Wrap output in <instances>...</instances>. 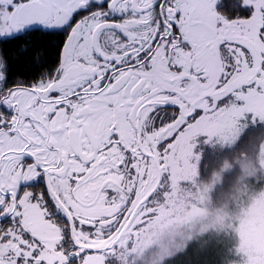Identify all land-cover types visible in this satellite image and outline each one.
I'll use <instances>...</instances> for the list:
<instances>
[{"label": "snow or ice", "instance_id": "obj_1", "mask_svg": "<svg viewBox=\"0 0 264 264\" xmlns=\"http://www.w3.org/2000/svg\"><path fill=\"white\" fill-rule=\"evenodd\" d=\"M222 4L0 0V43L59 37L51 67L0 49V264H107L194 142L264 124V0Z\"/></svg>", "mask_w": 264, "mask_h": 264}, {"label": "trees", "instance_id": "obj_2", "mask_svg": "<svg viewBox=\"0 0 264 264\" xmlns=\"http://www.w3.org/2000/svg\"><path fill=\"white\" fill-rule=\"evenodd\" d=\"M59 40L58 36H46L41 33L25 37L26 44L18 47L14 44L0 43V49H7L6 55L11 56L14 61L20 59L23 47L30 50L31 55L25 54L26 61L35 57L43 59L51 67L56 58L55 45ZM24 76L21 79L31 81L38 75L36 71H28V64L21 65ZM245 133V140L252 143L253 140L264 143V131L256 129L258 137ZM221 149L214 150L219 154ZM213 159V157H211ZM240 156L238 157V159ZM245 159L248 158L245 156ZM256 160V158H253ZM245 161L243 165L240 160L227 157L221 154L215 162H209L207 156L198 167L197 175L190 181L184 196H177L178 200L170 206L165 201V196L157 199V207L148 226L142 230L140 243H150L144 248L141 254L133 253L131 258L123 264H243L242 254L237 249L239 241L235 227L223 228L216 224V216L225 215L227 223L235 224L236 227L245 218L238 205L240 201H256L264 197V177L257 166V170L246 173L245 169L252 164V160ZM245 187V195L235 194ZM229 194L228 192H231ZM236 200V201H235ZM155 203V204H156ZM231 204L230 209L224 206ZM242 204V203H241ZM159 209L164 210L159 217ZM231 211V212H230ZM226 213V214H225ZM244 216L243 218L241 216ZM240 218H239V217ZM246 219V218H245ZM210 238H230L226 242L213 245L203 241ZM138 242L132 243L136 244ZM215 253L229 255L228 258L214 257ZM240 259L237 260L236 256ZM201 258V263H196V257ZM217 259V260H216ZM216 262L214 263V261ZM195 262V263H194Z\"/></svg>", "mask_w": 264, "mask_h": 264}, {"label": "rangeland", "instance_id": "obj_3", "mask_svg": "<svg viewBox=\"0 0 264 264\" xmlns=\"http://www.w3.org/2000/svg\"><path fill=\"white\" fill-rule=\"evenodd\" d=\"M256 129H261L264 131V124L257 122L255 126L250 127V121H231L227 127L218 126L217 129L213 132V134L209 137L201 138L198 146L196 144L195 150L189 149V153L186 154L185 163L183 167L178 168L174 171V173L170 176L168 186L162 191V193L156 194L153 197L154 199H159V197L165 196L168 200L167 203L172 206L173 203L175 205V201L178 200L179 206L181 205V200L177 197L179 195L184 196L183 194L187 191L189 187L190 181L195 178L198 172V167L200 166V162L204 159L209 158V162H215L216 159L221 154H227V157L233 158L235 160H240L242 164H245V161H249L253 158L252 164L245 169L246 173L253 172L257 170V166L262 169L261 175L264 177V143L258 142L257 140H253L252 143L250 141L245 140V133L248 130L249 133L255 137H258ZM218 147L221 149L219 154H215L214 150H217ZM200 154V159L197 160V156ZM240 158L238 159V157ZM245 156L248 158L245 159ZM213 157V159L211 158ZM229 194L232 193L228 192ZM237 195H242L244 198L245 195V187H243L239 192H235ZM236 201V200H235ZM240 209L242 210L245 218L237 227L235 224L225 223V215L220 217L216 216V224L220 225L219 227L228 228V226L235 227L236 233H239L238 245L237 249L242 254L241 256L244 259L245 257L255 258L261 254H264V197L259 200L253 201L250 200L248 202H239ZM242 203V204H241ZM231 204H227L224 206V209H230ZM229 211V210H227ZM164 210L159 209V217L163 214ZM231 212V211H230ZM226 214V213H225ZM239 217V216H238ZM244 217L243 215L241 216ZM240 218V217H239ZM145 239V238H144ZM144 239L143 242H144ZM230 238H210V240L203 241L206 243H212L213 245L219 244L220 242H226ZM133 240V237H132ZM138 239V243L132 244L127 241L126 245H117L114 249L108 250L106 255L107 264H123L127 261V259L131 258V254H141L145 247H147L150 243L139 242L142 241ZM232 239H230L231 241ZM232 242V241H231ZM133 252V253H132ZM224 257L228 258L229 255H221L215 253L214 257ZM196 263L200 261L201 258L197 256L195 258ZM217 260V259H216ZM214 261V263L216 262ZM195 263V262H194Z\"/></svg>", "mask_w": 264, "mask_h": 264}, {"label": "flooded vegetation", "instance_id": "obj_4", "mask_svg": "<svg viewBox=\"0 0 264 264\" xmlns=\"http://www.w3.org/2000/svg\"><path fill=\"white\" fill-rule=\"evenodd\" d=\"M234 2V0H227V4H222L220 5L221 7V10H225L227 11L230 15H235V14H241V15H244V14H248V10L246 8H243L241 6H236V7H233L232 6V3ZM200 142V140L198 141ZM196 144L197 142H194V147L193 149L195 150V147H196ZM190 151H187V153H189ZM185 158H186V155L182 156V158L180 159V165H179V168L183 167L184 163H185ZM200 159V154L197 156V160ZM169 178H166L162 184L160 185V187L153 193L152 195V200L150 202V207L152 209V211L154 212L155 208L157 207V199H154L153 200V197L154 195L156 194H159V193H162V191L168 186V182H169ZM162 196V195H161ZM156 203V204H155ZM153 215L150 216V217H146V220H147V223L145 225H142L141 226V230H140V233L138 236H134L133 237V240L132 238L129 239V242L131 243V241H133L132 243H135V242H138V239H141L142 236H141V233H142V230L147 227L149 224L148 222L151 221ZM10 222V218L9 217H2L0 218V225H6ZM142 240V239H141Z\"/></svg>", "mask_w": 264, "mask_h": 264}]
</instances>
